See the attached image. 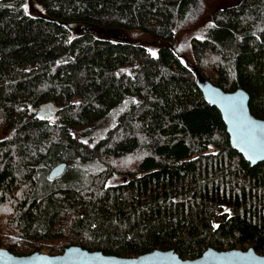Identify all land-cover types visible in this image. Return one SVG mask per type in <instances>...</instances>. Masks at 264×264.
Instances as JSON below:
<instances>
[{
	"label": "trees",
	"instance_id": "1",
	"mask_svg": "<svg viewBox=\"0 0 264 264\" xmlns=\"http://www.w3.org/2000/svg\"><path fill=\"white\" fill-rule=\"evenodd\" d=\"M35 1L47 18L29 16L27 0H0V249L264 256V163L253 168L232 148L197 83L246 91L264 120V0L212 14L191 42L195 71L172 48L154 56L117 31L172 42L202 16L200 0ZM48 105L54 117L30 115ZM120 107L105 138L75 141L73 129ZM93 161L105 169L70 179ZM61 163L65 174L50 181Z\"/></svg>",
	"mask_w": 264,
	"mask_h": 264
},
{
	"label": "water",
	"instance_id": "2",
	"mask_svg": "<svg viewBox=\"0 0 264 264\" xmlns=\"http://www.w3.org/2000/svg\"><path fill=\"white\" fill-rule=\"evenodd\" d=\"M197 83L205 100L219 111L232 148L253 168L264 163V120L252 115L250 95L242 89L226 92L201 77ZM40 111H46L45 118L49 119L56 115L58 108L41 106L32 109L30 115ZM66 170V163L55 166L49 173V180L61 178ZM0 264H264V256L254 249L223 252L208 249L193 260L182 259L174 250H157L138 258H125L101 251L91 252L80 246H72L58 255L35 252L19 256L1 248Z\"/></svg>",
	"mask_w": 264,
	"mask_h": 264
},
{
	"label": "rangeland",
	"instance_id": "3",
	"mask_svg": "<svg viewBox=\"0 0 264 264\" xmlns=\"http://www.w3.org/2000/svg\"><path fill=\"white\" fill-rule=\"evenodd\" d=\"M242 0H200L202 4L203 14L198 20L191 24H187L179 28L175 34L176 38L172 42L169 40L163 41L161 39L154 38L148 34L141 31L118 29V37H121L120 41L136 44L142 48H145L150 54L157 56L160 49L169 47L172 48L177 55L180 57L181 61L192 70L196 69V62L193 56V49L191 42L193 39H203V32L205 31L208 24L212 20V14L218 10L232 8L238 5ZM26 13L31 17L47 18L45 10L39 5L35 0H27L25 6ZM125 107L129 106V101L125 102ZM121 108V107H120ZM116 109L107 115L101 121L87 127V128H75L72 131L73 137L77 143H91L92 141L98 142L105 138L113 127L117 125V117L121 114L123 108ZM38 117L43 118L44 115H38ZM9 132L2 131L3 138L8 136ZM94 145V144H93ZM76 170L73 168L69 175L72 181H78L81 176L87 173L98 174L105 169V167L97 161H93L89 166ZM87 171V172H86ZM86 172V173H85ZM91 175V174H90ZM89 175V176H90ZM88 176V175H87ZM86 176V177H87ZM124 177L113 178L110 181V185L120 184L124 182ZM81 186L82 183H79ZM2 238V236H0ZM0 247H3L1 242ZM4 248V247H3Z\"/></svg>",
	"mask_w": 264,
	"mask_h": 264
},
{
	"label": "flooded vegetation",
	"instance_id": "4",
	"mask_svg": "<svg viewBox=\"0 0 264 264\" xmlns=\"http://www.w3.org/2000/svg\"><path fill=\"white\" fill-rule=\"evenodd\" d=\"M37 115H46V111H40Z\"/></svg>",
	"mask_w": 264,
	"mask_h": 264
}]
</instances>
